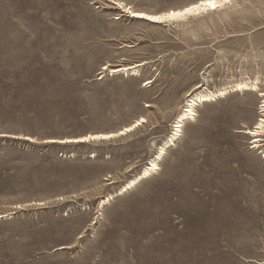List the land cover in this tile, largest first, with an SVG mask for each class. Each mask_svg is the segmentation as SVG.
<instances>
[{
	"label": "rangeland",
	"instance_id": "rangeland-1",
	"mask_svg": "<svg viewBox=\"0 0 264 264\" xmlns=\"http://www.w3.org/2000/svg\"><path fill=\"white\" fill-rule=\"evenodd\" d=\"M196 1L0 0V264H264V134L254 148L243 133L257 93L200 106L156 174L117 196L204 77L215 91L259 76L264 93V0L173 24L115 4ZM138 63L137 77L104 71Z\"/></svg>",
	"mask_w": 264,
	"mask_h": 264
},
{
	"label": "bare ground",
	"instance_id": "bare-ground-1",
	"mask_svg": "<svg viewBox=\"0 0 264 264\" xmlns=\"http://www.w3.org/2000/svg\"><path fill=\"white\" fill-rule=\"evenodd\" d=\"M235 1L236 0H215V3L217 5L215 10H208L207 12H205L203 8H201L200 10L193 9L192 13L184 15L183 17L175 18V19H165V16L169 12H183L185 8H191L195 4H205L206 0H198L180 9H171L166 12L154 13V14L136 10L133 7L128 6L122 2H115V4L121 10H123V8H121L120 5H124L125 7L129 8L130 10L129 12H125L124 10L123 12L129 14L132 19L146 21L152 24H173V23H178L182 21H187L188 19L198 18V17H201L205 14H209L212 12L213 13L219 12L223 10L225 7L232 5ZM131 12H142L145 15L134 16L130 14ZM147 16H156V17H159V19L149 20L146 18ZM145 65L146 63H138V64H134L131 66H118L116 68H111V69L106 67L104 68V71H107L111 76L123 75L126 77H130V76L137 77L140 75V69L144 67ZM202 80H203L202 84L196 85L195 88L186 95L184 105L182 106L180 112L178 111L179 114L177 115V117L175 118L172 124V130H171V133L169 132L170 136L168 140L164 143L163 146H160V148H158L159 150L156 153V155H154V158L152 159L150 158V160L148 161L146 166L143 168V170L139 173V175L135 177L133 180H131L130 182H128L127 184H125L122 189H120V193H118L117 196L118 195L122 196L128 193L129 191L133 190L136 187V185L139 184L141 181L147 180L148 178L156 174V172L159 170V163L164 159L167 153V149L170 146L175 145V141L178 138H180L183 132V128L188 123L192 121H196L197 110L200 106H203L209 103H214L218 101L219 99L225 98L229 94L251 92V93H257L258 96L263 99V101H261V104H260V109H261V114H262L261 118L258 119L253 129H246V131H243L244 134L254 139V142H253V144L255 145L254 148L261 147L260 146V143L262 142L261 137L264 134V95H262V92L260 91L261 90L260 88L261 78L259 76H257L255 79H251L249 77H242L241 79H237L233 81L230 86L227 85L226 87H223V88L221 87L220 89H216L215 91L209 90L207 77H204ZM148 83H151V81H149ZM144 123H146V119L144 117H141L140 119L136 120L132 125L121 129L117 133L89 134L87 136L79 137L77 139L75 138L73 140L71 139L69 141L72 143H86L91 140H109L113 138H118L120 136H126L134 132L138 127L142 126ZM56 142H60V141H55V140L51 141V143H56ZM113 199H114V195L108 196L107 199H104L100 203L101 205L100 210H102L107 204H110V202ZM4 217L8 218L10 217V215H0V219L1 218L4 219Z\"/></svg>",
	"mask_w": 264,
	"mask_h": 264
},
{
	"label": "snow or ice",
	"instance_id": "snow-or-ice-1",
	"mask_svg": "<svg viewBox=\"0 0 264 264\" xmlns=\"http://www.w3.org/2000/svg\"><path fill=\"white\" fill-rule=\"evenodd\" d=\"M120 7L123 8L125 12L130 11L129 8L125 7L124 5H120ZM216 7L217 5L215 3V0H206L205 4H195L191 8H185L183 12H169L166 14L165 19H175L178 17H183L184 15L192 13L193 9L200 10L201 8H203L204 11L207 12L208 10H215ZM130 14L134 16L145 15L142 12H131ZM146 18L149 20L159 19V17H156V16H147ZM262 95H264V93H262Z\"/></svg>",
	"mask_w": 264,
	"mask_h": 264
}]
</instances>
